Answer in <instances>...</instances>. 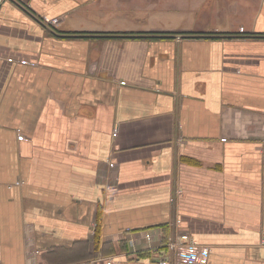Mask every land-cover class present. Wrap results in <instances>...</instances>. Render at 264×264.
Wrapping results in <instances>:
<instances>
[{
    "label": "crops",
    "instance_id": "0c3cea01",
    "mask_svg": "<svg viewBox=\"0 0 264 264\" xmlns=\"http://www.w3.org/2000/svg\"><path fill=\"white\" fill-rule=\"evenodd\" d=\"M167 257L264 264V0L1 1L0 264Z\"/></svg>",
    "mask_w": 264,
    "mask_h": 264
},
{
    "label": "built area",
    "instance_id": "2783aa9c",
    "mask_svg": "<svg viewBox=\"0 0 264 264\" xmlns=\"http://www.w3.org/2000/svg\"><path fill=\"white\" fill-rule=\"evenodd\" d=\"M1 1H6V0H0V2H1ZM50 22L56 24V23H58V20L55 19V20L50 21ZM167 258H168L167 260H164V263H165V264H170V263H171L170 258H169V257H167ZM176 264H182V260H180V259L178 258L177 261H176Z\"/></svg>",
    "mask_w": 264,
    "mask_h": 264
}]
</instances>
